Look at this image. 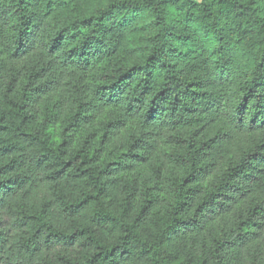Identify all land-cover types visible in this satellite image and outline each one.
Returning <instances> with one entry per match:
<instances>
[{"label":"trees","instance_id":"1","mask_svg":"<svg viewBox=\"0 0 264 264\" xmlns=\"http://www.w3.org/2000/svg\"><path fill=\"white\" fill-rule=\"evenodd\" d=\"M0 264H264V0H0Z\"/></svg>","mask_w":264,"mask_h":264},{"label":"rangeland","instance_id":"2","mask_svg":"<svg viewBox=\"0 0 264 264\" xmlns=\"http://www.w3.org/2000/svg\"><path fill=\"white\" fill-rule=\"evenodd\" d=\"M197 1H199V0H197Z\"/></svg>","mask_w":264,"mask_h":264}]
</instances>
